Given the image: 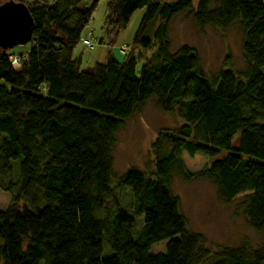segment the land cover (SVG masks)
<instances>
[{
	"label": "trees",
	"instance_id": "1",
	"mask_svg": "<svg viewBox=\"0 0 264 264\" xmlns=\"http://www.w3.org/2000/svg\"><path fill=\"white\" fill-rule=\"evenodd\" d=\"M15 1L33 26L30 48L15 53L18 66L0 48V190L11 197L0 209V264H199L207 251L172 194L176 175L210 181L225 202L245 194L243 212L262 234L257 248H225L212 264H264V0H107L106 34L145 11L122 60L108 52L91 69L73 50L98 0ZM184 11L200 28L236 25L245 70L208 77L191 47L172 51L168 26ZM151 98L183 123L152 142L150 173L129 168L113 185L115 135ZM184 152L211 160L192 173ZM126 188L131 212L117 197ZM163 240L164 250L152 252Z\"/></svg>",
	"mask_w": 264,
	"mask_h": 264
},
{
	"label": "rangeland",
	"instance_id": "2",
	"mask_svg": "<svg viewBox=\"0 0 264 264\" xmlns=\"http://www.w3.org/2000/svg\"><path fill=\"white\" fill-rule=\"evenodd\" d=\"M8 0H0V4ZM26 2L31 0H24ZM51 3L54 0H46ZM93 0H84L90 5ZM160 3L174 0H158ZM107 0H98L87 31L92 28L94 47L89 49L78 42L73 56H80V68L91 69L95 62L105 60L108 52L117 60H122L121 46L132 48L133 37L144 14V8L136 9L128 24L118 32L106 34L102 30ZM193 7L197 0H193ZM161 22L157 14L147 25L145 36L151 37ZM85 32L87 34L88 32ZM103 38V39H102ZM100 39V43H99ZM167 39L172 51L181 45H188L198 55L202 70L208 77H213L222 69L236 73L245 70V61L241 52L242 35L236 25L228 29L211 26L198 27L188 11L173 16L170 20ZM30 48V42L16 45L9 53H24ZM124 48V50H126ZM136 49V48H135ZM122 50V51H124ZM150 51L147 52L149 54ZM183 121L175 114L161 111L154 98L137 108L122 124L115 135L112 150V184L129 168H138L150 173L154 166V154L151 144L159 132L173 133ZM222 153L219 154V156ZM187 170L195 173L207 166L211 159L202 154L189 156L182 153ZM171 191L179 200L180 213L186 220L187 228L202 236V249L207 255L199 264H212L217 252L225 248L246 245L257 248L262 241V234L250 227L243 212L242 200L245 194L238 195L230 202L218 198L215 186L199 177L184 179L174 176ZM119 206L130 211L132 193L129 188L117 192ZM11 202L10 195L0 190V209ZM131 212V211H130ZM135 232L142 227L143 215H135ZM166 240L155 243L152 252L163 251Z\"/></svg>",
	"mask_w": 264,
	"mask_h": 264
},
{
	"label": "water",
	"instance_id": "3",
	"mask_svg": "<svg viewBox=\"0 0 264 264\" xmlns=\"http://www.w3.org/2000/svg\"><path fill=\"white\" fill-rule=\"evenodd\" d=\"M32 26L33 19L23 2L8 0L0 4V48L11 49L29 42Z\"/></svg>",
	"mask_w": 264,
	"mask_h": 264
},
{
	"label": "built area",
	"instance_id": "4",
	"mask_svg": "<svg viewBox=\"0 0 264 264\" xmlns=\"http://www.w3.org/2000/svg\"><path fill=\"white\" fill-rule=\"evenodd\" d=\"M88 33L85 34L81 39H80V42L85 45L87 48L91 49L94 47V43H93V39H92V28L91 30L89 29L87 31ZM124 46H121L120 50H124ZM10 59H11V63L13 66H18L19 65V61L17 59V56L16 55H11L10 56Z\"/></svg>",
	"mask_w": 264,
	"mask_h": 264
},
{
	"label": "crops",
	"instance_id": "5",
	"mask_svg": "<svg viewBox=\"0 0 264 264\" xmlns=\"http://www.w3.org/2000/svg\"><path fill=\"white\" fill-rule=\"evenodd\" d=\"M77 57V56H76Z\"/></svg>",
	"mask_w": 264,
	"mask_h": 264
}]
</instances>
